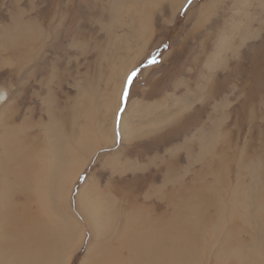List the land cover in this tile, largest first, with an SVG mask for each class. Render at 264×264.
<instances>
[{"label": "rangeland", "instance_id": "rangeland-1", "mask_svg": "<svg viewBox=\"0 0 264 264\" xmlns=\"http://www.w3.org/2000/svg\"><path fill=\"white\" fill-rule=\"evenodd\" d=\"M179 1L0 0V88H10L14 94L9 103L0 107V113L4 112L5 119L12 117L20 124L26 107L33 105V93L42 88L41 83L54 91H59L60 86L61 97L64 95L61 103L69 111L63 124L70 129V121L76 125L73 133L69 130L70 143L81 142L76 157L90 155L79 177L76 178L79 170L73 169V165L69 167L66 179L69 182L64 183L60 194L62 213L69 214L71 217H66L80 225L82 232L79 233L85 238L79 248L75 241L69 264H81L88 246L99 236L82 221L84 217L77 208L80 206L76 202L77 195L83 186L94 187L95 195L101 200L107 199L103 213L114 235L113 245L118 250L121 242L116 238L114 226L125 223L126 216L116 212L117 201L111 197L112 187L107 186L115 182L122 189L124 186L117 184L134 181L152 171L157 181L147 187H156L152 200L159 202L157 194L167 180L171 181L168 187L172 184L178 187L192 177L194 169L206 171L203 170L207 166L204 158L210 160L206 152L213 150L212 155L216 156L220 145H214L226 140L225 136H219L203 149L192 143L201 149L202 158L201 161L195 158L192 167L188 165L185 158L189 149L185 141H198L197 132L215 121L212 113L217 101L228 100V110L242 116L250 100L258 104L264 97L263 5L257 0H191L190 3L185 0L182 5ZM240 22L242 25L237 26ZM248 26L254 28V36L249 34L240 42L239 35ZM145 32L148 33L142 35ZM27 42L34 48L27 47ZM55 67L59 71L56 76L53 75ZM28 72L34 73L38 81L32 77L34 80L27 82ZM133 73L135 76L129 86L128 79ZM20 80L25 82L27 89L25 92V89L19 90L24 97L21 106L16 99L18 92L15 95L16 82ZM181 103L186 106L183 110ZM122 120L128 126L143 125L144 128L131 131L124 128V131ZM44 122L48 123V119ZM227 122H222V129L231 121ZM99 126L109 139L103 140L101 134L100 138L96 135ZM44 131V127L41 128L43 141L44 135L47 139ZM12 133L21 136L22 131ZM24 133L27 135L21 139L29 135L28 131ZM54 136L66 147L68 139L58 131ZM110 140V144H105ZM59 155L64 164L67 154L60 151ZM245 166L234 163V178ZM126 168L132 170L126 172ZM246 171H250V166ZM213 175L215 173L208 174L207 180H212ZM207 180L204 182L211 187ZM55 182L52 179L53 185ZM1 183L9 186L7 181ZM255 187L257 191L253 195H244L246 201L242 199V192L240 199L223 200V209L214 211L213 218L203 217L202 212L197 216L187 214L186 210L193 211L194 205L199 203L195 193L189 196L192 198L187 206L181 205L176 210L177 230L184 232L183 236L190 243L189 252L195 255L190 264H217L220 260L221 264H264V219L258 216L260 203L264 206V197L261 198L257 184L251 189L255 191ZM260 187L263 188L261 183ZM139 199L142 200V196ZM233 202L238 207L247 204L245 209L253 219L251 225L247 223L250 231L244 224L241 236L227 245L228 240L236 236L233 228L243 222H234L229 216ZM144 211L150 213L149 220L156 218L148 206ZM131 217L137 223L145 220V215ZM192 224L202 227L193 228L196 237L188 232ZM72 229L76 228L72 226ZM77 239L79 241V236ZM123 253L128 255L124 250Z\"/></svg>", "mask_w": 264, "mask_h": 264}, {"label": "bare ground", "instance_id": "bare-ground-1", "mask_svg": "<svg viewBox=\"0 0 264 264\" xmlns=\"http://www.w3.org/2000/svg\"><path fill=\"white\" fill-rule=\"evenodd\" d=\"M184 1L180 0V5ZM257 2H259L260 6L263 5L264 12V0H257ZM103 13L101 16H103ZM253 22L254 20H252ZM240 24L242 25L240 22L237 26ZM249 26L247 29L245 28L246 30H244L243 34L239 35L241 36L240 42H242L241 39L244 41L245 38H248L249 34L254 36V28ZM146 33L148 32L142 35ZM30 43H26V45L28 44L27 47L34 48ZM228 47L230 46L228 45ZM30 53L32 54L33 52ZM57 60L58 65L60 61L58 58ZM56 72L59 71L55 67L53 75L56 76ZM33 75L34 73L27 75V82L34 80L32 77L35 78V81H38L37 76ZM211 79L212 77L209 78V80ZM16 83L17 91H15V95L18 92L16 99L21 106L24 97L21 96L23 93H20L19 90L23 91L26 86L22 80ZM41 87H37V92L33 93V105L26 107L25 116L20 124L12 117L5 119L4 112L0 113V126L2 128V131H0V159L2 160L0 163V264H69L73 256L74 250L72 249L75 248L76 244L77 247L81 246L84 238L83 234L79 233L82 232L79 229L80 225L78 226L72 220L73 218H67L66 215L69 214L65 215L62 213L60 206L62 197L60 194L64 183L69 182L66 181L70 173L69 167L73 165V169L79 170L76 173V178L79 177L90 155H82L81 158H77V149L81 142L74 143L75 145L70 143L72 135L69 130L73 133L76 125L70 121L71 130L63 124L66 120V115H69V111L61 103L64 97V95L61 97L62 87L60 88L59 86V91H54L42 83ZM44 88L46 89V95L43 96ZM53 93L56 95L53 96ZM12 95L14 94L10 88H0V107L5 103H9ZM65 96L68 97L67 94ZM212 97L214 96L212 95ZM255 103L250 100L249 104H246V114L243 113L242 116H238L234 115L235 111L228 110V100L217 101L212 113L215 116V121L210 122L206 129L202 127L197 132L200 135L198 141L197 139L185 141L189 149L185 159L188 165L192 167L195 158L201 161L202 157L199 152L204 148L205 144L213 142V139H217L219 136L226 137L224 142L214 145H220L218 152H215L216 156L212 155L213 150H211V152H206L207 155H210V160L207 157L204 158V163L207 166L204 165L203 170L208 171V174L215 173L212 180H207L208 174L204 175L206 171H198L199 169H194L192 177L178 187L173 184L168 187L171 181L167 180L157 194V197L159 195L158 199L162 203L152 200L155 199L156 187L155 189L147 187L150 183L157 181L152 171L143 176H133L138 178L134 181H125L122 184H117L125 187L122 189L116 186L113 180L110 181L113 182L114 186L108 185L107 187H112L111 197H114L117 201L118 210H115L121 216H126L125 223L119 222L118 225L114 226L115 234L117 235L115 236L121 242L119 243L120 248L118 247L121 249L120 251L123 253L124 250L128 255L124 253L120 255L122 253L113 245L114 235L112 236L108 221L103 213L107 199H102V201L98 195H95L94 187L83 186L77 195L76 202L77 205H80L77 208L80 215L84 217L82 221H85L89 229L97 232L99 236L94 238L92 233L95 243L88 246L87 254L81 264H190L193 262L195 255L189 252L190 243L183 236L184 232L180 229L177 230V219L175 218L176 210L181 205L187 206L191 201L192 197H189L190 195L195 193L194 196L199 199V203L194 205L195 209L193 211L186 210L187 214L189 216H197L202 212L203 217L208 218H213L214 211L223 209V200L226 198L240 199L242 196L240 192H242V199L244 201L248 200L245 196H248V193L253 195L257 191L256 187L255 191L251 189L252 185L257 184L258 188L261 189L260 196L263 198L264 97L258 104ZM181 104L182 107L180 109L186 108L185 103ZM18 112L19 110L16 107V117L19 114ZM45 118L48 119L46 124L44 122ZM229 120L231 122L226 125L225 129H222V122ZM53 123L57 126L54 127ZM43 127L45 129L44 132H47V139H45L43 134L44 141L41 140V128L43 130ZM121 127L124 131L125 129L131 131L132 129L144 128L143 125L128 126L124 120L121 121ZM98 129L99 132L96 135L99 136L101 134L103 140L109 139L102 126H99ZM14 130H21V136L14 135L12 133ZM25 131H28L29 135L26 139H21V137L27 135L24 133ZM55 131H58L62 137L68 139L66 147H63L61 142L55 138ZM123 134L126 137V132H123ZM216 134L217 136L215 137ZM111 140L105 144H110ZM192 143L201 145L202 148H197L196 144H194V147ZM186 146L184 145V147ZM60 151H64L67 154L64 164L59 155ZM235 162L246 166L234 178L233 165ZM249 166L250 171L247 172L246 168ZM126 170V172H130L132 169L126 168ZM173 174H175L174 171ZM69 176L73 178L72 174ZM121 177L122 175H120L119 180ZM52 179L57 182H55V186L52 184ZM205 180L209 181L211 187L204 182ZM5 181L9 182V186L1 183ZM260 183L263 188L260 187ZM145 189L146 191L144 192ZM219 195L222 200H220ZM140 196H142V200L139 199ZM175 200L178 201L175 202ZM246 205L238 207L233 202L232 208L229 209V216L234 222H243L233 228L236 231V236L234 239L228 240L227 245L241 236L239 233L244 230V224L250 231L247 223L251 225L250 221L253 216L247 213ZM145 206L149 207L150 211H152L151 214L156 215V218H150L149 220L148 216L150 213L148 214L144 211ZM259 209L258 216L264 219V206L262 203H260ZM135 214L145 215V220L137 223L136 219L131 217V215ZM72 226L76 228L75 230L78 231V234L77 231L72 229ZM193 228L202 229V227L200 224H192L188 227V232L196 237L197 234L193 231ZM126 231L132 232L127 234ZM78 236L80 238L79 241L77 239ZM76 240L77 243L75 242ZM201 242L203 243L204 241L201 240ZM132 258L135 261L131 260ZM221 263L223 262L220 260L217 264Z\"/></svg>", "mask_w": 264, "mask_h": 264}, {"label": "snow or ice", "instance_id": "snow-or-ice-1", "mask_svg": "<svg viewBox=\"0 0 264 264\" xmlns=\"http://www.w3.org/2000/svg\"><path fill=\"white\" fill-rule=\"evenodd\" d=\"M191 2V0H189V3ZM153 62H155V61H153ZM133 76H135V73H133L132 74V76H130L129 77V79H128V85L130 86L131 85V83H132V77ZM125 94H127V88L125 89Z\"/></svg>", "mask_w": 264, "mask_h": 264}]
</instances>
